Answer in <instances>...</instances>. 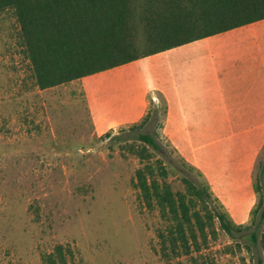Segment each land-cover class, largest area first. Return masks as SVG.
<instances>
[{"label": "rangeland", "instance_id": "rangeland-1", "mask_svg": "<svg viewBox=\"0 0 264 264\" xmlns=\"http://www.w3.org/2000/svg\"><path fill=\"white\" fill-rule=\"evenodd\" d=\"M138 133L156 140L150 161L172 189L203 185L231 227L216 221L215 239L170 263L258 264L264 20L39 90L12 12L0 13V264H42L56 245L75 264H166V221L133 183Z\"/></svg>", "mask_w": 264, "mask_h": 264}, {"label": "trees", "instance_id": "trees-1", "mask_svg": "<svg viewBox=\"0 0 264 264\" xmlns=\"http://www.w3.org/2000/svg\"><path fill=\"white\" fill-rule=\"evenodd\" d=\"M8 10L39 90L264 20V0H0V13ZM138 30L143 34L139 44ZM134 139L143 145L134 152L145 160L135 172L134 187L141 204L157 208L166 221L158 235L166 264L190 257L209 237L215 239L216 221L231 234L225 215L211 207L203 185L182 177L183 189H172L166 168L150 161L159 153L153 136L138 133ZM259 204L250 236L263 255L258 264H264V194ZM74 259L68 245L41 255L42 264H75Z\"/></svg>", "mask_w": 264, "mask_h": 264}]
</instances>
